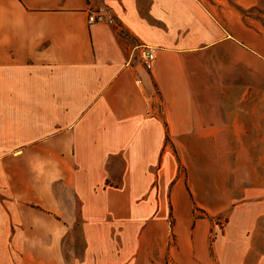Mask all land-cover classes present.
Here are the masks:
<instances>
[{"label": "crops", "instance_id": "1", "mask_svg": "<svg viewBox=\"0 0 264 264\" xmlns=\"http://www.w3.org/2000/svg\"><path fill=\"white\" fill-rule=\"evenodd\" d=\"M229 1L0 0V264H52L70 224L86 249L127 257L154 219L162 247L168 202L170 264H264V199L245 188L246 140L264 139V15ZM99 7L115 26L87 24ZM137 45L156 49L150 74ZM228 210L209 245L207 218Z\"/></svg>", "mask_w": 264, "mask_h": 264}, {"label": "rangeland", "instance_id": "2", "mask_svg": "<svg viewBox=\"0 0 264 264\" xmlns=\"http://www.w3.org/2000/svg\"><path fill=\"white\" fill-rule=\"evenodd\" d=\"M244 1V0H243ZM250 1V0H249ZM256 1V5L253 8H249L248 10L252 12L253 10H256V13L260 14L261 18L262 15H264V0H254ZM242 2V0L238 1ZM245 3L248 2V0L244 1ZM252 2V0H251ZM229 3L236 7L237 9L241 10L239 7L240 5H237L235 0H230ZM251 4V3H250ZM264 20V19H261ZM256 134V133H254ZM246 143L249 145L250 155H249V161H250V170L249 175L246 172L247 176H249L246 179L245 188L251 189V195L248 197L250 201L258 202L262 199H264V139L262 138H253L246 140ZM229 173H232L231 170H228ZM180 172L183 174V169H180ZM241 174V173H239ZM246 174H244L246 176ZM235 180H232L229 182V187L232 189L233 185L238 184V182H242V178H240V175L237 176V178H234ZM237 182V183H236ZM244 186V185H243ZM229 188V189H230ZM237 189V188H236ZM55 195L57 196V199L59 198V187L55 186ZM241 192H235L232 193V198L235 200L237 197H241ZM223 198V196H220ZM239 202L235 203L234 206H236ZM240 204V203H239ZM238 204V205H239ZM167 207L169 210L168 217L163 220L164 225V238L166 239L164 241V245L161 247L157 244V237L154 236L155 229L157 226H162L160 223L154 224V219H148L145 222V225L143 230L147 233H143L141 235H135L132 236V243H135L134 241L142 240L140 244H146L145 249L139 250L138 248L136 250H131L128 253L127 257H124L123 250H88L87 247V241L89 236H83L81 234H78L77 224H70L69 226V233L63 238L62 244H61V250L56 251L53 257L52 264H156L157 260H159L160 251L163 252V264H170L171 263V256L172 252L174 250V246L176 244L175 242V236L173 235L171 229L174 225L175 220L172 218L171 214V205L170 202L167 203ZM262 209V206L260 208L253 207L252 212H258ZM228 211L224 212L222 215L215 216V217H209L207 218L209 220V223L211 224V232L209 236V245H211L212 241L223 233L224 228L227 224V216ZM197 218H204V216L201 213H197ZM196 219V218H195ZM133 222V226H135V220H131ZM118 225V224H117ZM259 228H264V217L259 221L258 224ZM153 229L152 231H146V228ZM262 235L259 236V238H255L254 241V253H261L264 251V233H261ZM117 241L120 237L123 236H116ZM136 237V238H135ZM93 239V242H96L97 245L99 243L100 247L103 248V244H108L109 239L110 241H113V237L111 239V236L104 235H93L91 236ZM86 240V243H85ZM120 242V240L118 241ZM136 244V243H135ZM135 245L133 244V247ZM162 248V250H160ZM211 250V248H210ZM14 260L16 264L22 263V253L21 252H14ZM57 258V262H55V256ZM61 255V257H60ZM254 259V256L252 257Z\"/></svg>", "mask_w": 264, "mask_h": 264}, {"label": "built area", "instance_id": "3", "mask_svg": "<svg viewBox=\"0 0 264 264\" xmlns=\"http://www.w3.org/2000/svg\"><path fill=\"white\" fill-rule=\"evenodd\" d=\"M87 24H104L109 26H115L116 21L110 9L106 7H99L95 9H89L87 14ZM136 51L141 66L147 73H151L155 60H156V49L147 45H137ZM136 85H141L140 79H135Z\"/></svg>", "mask_w": 264, "mask_h": 264}]
</instances>
